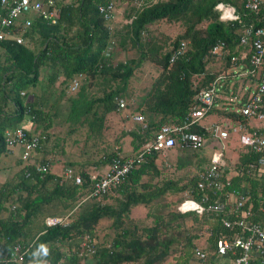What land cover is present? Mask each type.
<instances>
[{"label":"trees","instance_id":"16d2710c","mask_svg":"<svg viewBox=\"0 0 264 264\" xmlns=\"http://www.w3.org/2000/svg\"><path fill=\"white\" fill-rule=\"evenodd\" d=\"M106 1L108 0H63L55 24L37 17L24 34L23 43L0 41V49L4 55L3 63L0 64V154L9 151L3 141L4 129L20 126L24 116L38 124L35 132L42 136L37 148L31 152V162L23 164L12 177L0 180V257L7 253L12 243L20 242L25 246L30 244L21 264L39 260L45 253L48 254L49 264H57L60 259L63 264H78L81 251H86L80 242L87 235L93 251H86L84 256L81 254L82 264H162L168 256L177 258L172 264H189L195 245L208 254L202 262L196 263L212 264L216 237L232 233V230L222 226L219 215L208 211L201 214L193 211L180 213L175 201L172 202V209L162 211V200L167 193L183 191L185 194L180 197L182 199L187 197L199 200L202 195H209L211 199L224 198L222 192L212 193L208 189L196 188L197 173L179 186L177 183L180 179H166L158 184V178L164 176V169L171 163L167 161L169 164L164 165V161L158 162L160 154L155 152L135 165L118 187L102 200L92 197L83 199L90 190L86 172H78L82 183L75 185L63 179L60 174L51 172L49 158L35 159L34 155L49 140L51 134L46 126H51L52 119L57 115L55 110L52 112L53 117L49 110L43 111L44 106L48 104L54 108L55 99L64 94L71 79L77 74L83 75V82L74 90L75 97H68H72L73 110L66 114L68 117L81 116L91 135L103 142L102 127H99L102 125V116L115 109L113 97L125 98L124 91L134 68L148 59L159 67L158 75L136 101L135 107L144 114H158L159 119L149 120L143 130L138 126L129 131L127 134L131 137V149L120 151V143L115 144L110 151L104 152L100 163L108 162L117 152L122 155L134 153L142 142L152 138L160 124L180 123L189 109L197 105V91L219 74L218 71L207 70L206 65L217 60L222 63L223 70L228 69L231 66L230 57L239 50L238 30L247 24L264 23V0L256 13L244 9L242 0H156L140 7L131 6L127 14L129 22H125L122 28H114L112 32L97 11V5ZM116 1L130 3L132 0ZM218 1L234 6L239 14V21H221L213 9ZM160 20L180 21L183 25V30L168 42L167 47L164 45V49L162 44L147 37L148 26ZM34 37L40 43L37 50H33L32 46ZM111 40H116V45L121 50L126 49V43H129L137 50V57L118 61L113 65L109 60L113 47L108 55L103 53ZM180 41L186 42L184 54L169 63V55ZM220 41L227 52L211 53V47ZM59 77L61 80L57 84L58 91L48 93L49 86ZM93 78L101 80L98 83L102 88L97 85L100 95L91 96L84 103L82 99L85 88L88 80ZM228 79L223 82L222 91L227 93L231 89L230 94L234 95L237 81L229 89ZM40 82L43 83L40 95L37 96L36 104H32L25 90L27 87L35 88ZM246 95L247 91L243 93L242 101ZM95 104L102 107L103 113H77L80 107L84 106L85 111ZM214 110L223 117L240 119L235 110L211 107L209 112ZM191 129L203 132L200 125H194ZM88 138L86 134L83 138L85 143ZM173 150L181 152L175 160L176 169L186 168L188 171L204 162H192L195 150L189 151L178 146ZM253 158L255 155L251 151L244 147L238 149L236 160L231 165L229 189L240 187L242 181H247L248 198L245 205H249L252 220L255 221L264 219V179L255 178L248 168L247 163ZM17 159L22 162L19 157ZM35 162L46 163L48 172L42 176L35 173L31 165ZM84 163H89V159ZM90 163L97 164V161ZM74 165V162L69 161L66 167L75 171L78 167ZM26 171L30 172L29 176H25ZM226 173V168H223L222 175ZM153 179L156 181H152ZM135 206L148 209L155 206L145 213V217H152L150 224H138L131 219L130 209ZM67 212H70V221L66 225L46 226L42 219L36 233L24 239L25 228L37 216L64 215ZM101 219L108 222L107 228H111L113 234L110 239L103 237L99 241L95 225ZM202 231L207 232L208 236L205 242L201 241L204 244H198L196 241L200 239ZM63 244L67 246L65 251L61 249Z\"/></svg>","mask_w":264,"mask_h":264},{"label":"built area","instance_id":"2783aa9c","mask_svg":"<svg viewBox=\"0 0 264 264\" xmlns=\"http://www.w3.org/2000/svg\"><path fill=\"white\" fill-rule=\"evenodd\" d=\"M63 0H0V41L12 40L16 43L24 42V34L34 18H41L49 24H55L59 14V7ZM263 0H242L243 8L256 13ZM117 1L108 0L97 5V11L101 18L107 22L113 18ZM213 9L218 13L221 21H239V14L234 6L216 2ZM111 43L104 50L108 55ZM239 50L236 55L230 57L231 67H238L241 72L219 73L205 87L200 88L195 94L197 105L189 109L178 124L163 123L153 134L152 138L140 144L137 150L129 155L115 153L101 171H92L88 174L89 194L100 200L111 193L123 181L125 175L145 157L152 153L164 154L171 147L178 146L186 150H197L206 144H210L212 151L209 162L197 172L196 188L210 190L212 193L222 192L224 198H210L202 195L199 200L183 198L176 203V209L180 213L189 211L201 214L212 212L219 215V221L223 227L232 230L230 235H219L214 241V257H221L227 264H263L264 259V219L252 220V210L245 205L248 194L244 187L230 188V175H222L224 168L223 148L230 141V134L237 133L238 142L242 147L251 151L255 158L247 163L255 178L264 179V23L262 25L247 24L238 30ZM186 42L180 41L169 55L168 62L172 63L184 54ZM210 52L226 53L222 41L215 43ZM234 61H237L235 64ZM245 61L247 64H245ZM241 75L242 93L228 95L222 91L223 82L233 75ZM82 74H77L71 79L70 89L75 90ZM240 77V79H241ZM243 78L245 81L243 82ZM245 82L253 83V88H245ZM247 91L242 101L243 93ZM22 94V91H20ZM237 98L235 112L240 116L238 120L222 118L219 122H212L209 126H202L203 132L193 131L194 125L213 107L216 100L231 102ZM116 110H123L127 103L120 97H113ZM131 119L140 124L141 130L146 128V122L139 113H133ZM256 123H252V122ZM201 126V125H200ZM37 132L25 131L16 126L3 131V141L9 150L15 152L24 164L31 162L30 155L39 142ZM15 150V151H14ZM34 172L39 176L48 172L46 163L35 162L31 164ZM30 172L26 171L25 176ZM232 174V173H231ZM235 174V173H234ZM67 181L80 185L82 177L70 167H64L60 173ZM69 213L64 215H47L43 218L46 226L66 225L69 222ZM264 216V209H262ZM30 245V244H29ZM28 245V246H29ZM86 251L92 252L90 238L84 235L80 242ZM28 246L14 242L7 253L0 257V264H19L22 262ZM207 251L199 246H193L192 258L202 262L207 256ZM57 264H63L61 261ZM191 264V263H189Z\"/></svg>","mask_w":264,"mask_h":264},{"label":"rangeland","instance_id":"374dc122","mask_svg":"<svg viewBox=\"0 0 264 264\" xmlns=\"http://www.w3.org/2000/svg\"><path fill=\"white\" fill-rule=\"evenodd\" d=\"M66 1V0H65ZM140 3V0H132L130 3H126L125 1L117 2V7L115 10V16H113L114 23L113 26L118 28L120 27L123 22L128 21L127 20V14L130 12V7L135 6ZM183 30V25L180 23V21H171V22H165L164 20L156 21L148 26V35L152 41H154L157 44H162L163 49L164 45L167 47L168 42L171 41L178 33H180ZM33 50H37L40 47V43L38 42V39L34 37V43H32ZM113 47L112 53L109 55V60L114 65L118 61H123L125 59H128L130 57H137L138 52L133 47L130 46L129 43H126V49L124 51H121L116 45V40L111 43V49ZM162 49V50H163ZM109 54V51H108ZM3 52L0 49V64L3 63ZM148 59V58H147ZM222 63L220 61H215L211 64L206 65V69L214 72L218 71L219 73L223 74L226 70L227 73L229 72H238L240 73L241 70L238 67H231L228 69L223 70L221 68ZM159 67L151 62L149 59L146 61H142L136 68H134L132 75L129 77L127 81V86L124 91V97L121 96L127 103V110L128 112H133L135 110L136 101L139 100V97L143 95V93L147 90L149 87V84L151 81L158 75ZM241 75L234 74L233 77L229 76L228 79V87L231 88L234 81H237V89L236 94L237 98L240 93L244 91V89H241V82L242 77L240 79ZM60 78H58L59 80ZM98 82H101V80H98ZM244 85L245 88L249 87L251 90L253 88V83H247ZM42 85V84H40ZM112 87L114 85V82H112ZM56 86L55 84L53 85ZM100 88H102L99 85ZM36 88V87H35ZM30 90L29 87H27V90ZM52 89V87H51ZM231 89L228 90L226 94L231 96ZM237 98H234L233 101L227 102L223 101L221 99H218L214 102L213 107L214 109H223L226 108L227 110H234L237 108ZM129 99V100H128ZM79 113V112H77ZM217 112L214 110L212 112L207 113L203 118L199 120L200 125L208 126L211 122L215 121L219 115L216 114ZM133 113H105L102 116V125L100 124L99 127H102L101 133L104 135L103 142H99L98 137H94L93 134L88 131V125L86 122L82 121V117L79 116L78 118L75 117H68V114L66 113H57V115L52 119L54 122L52 124V127L50 129V132L55 133L58 137V139L54 138V140H51L49 145H46L47 147H50L49 150H52L53 147H55V153L56 157L62 159L64 163L67 164L69 157H73L72 159H76L77 161L80 160H88L89 159V165L92 166V163L90 161H97L96 167H93L92 170L95 171H101L102 166L104 164H107L108 162H102L100 163V158L104 155V152L110 151L109 149L114 147L115 144L120 143V151H128L130 150V139L131 137L127 134L131 130H135L136 127L139 126V123H135L131 119V115ZM88 117L90 115L88 114ZM225 118L223 116H220V119ZM220 121V120H218ZM84 122V123H83ZM217 122V121H216ZM256 123V122H252ZM96 128V126H94ZM89 136L88 142L85 143V135ZM93 140V142H91ZM116 142V143H115ZM68 146V147H66ZM172 148V147H171ZM170 148V149H171ZM60 149L62 150L63 154L60 153ZM127 149V150H126ZM242 149V146L238 142V135L237 133H231L230 134V141L226 147H224L223 153L225 156V164L224 168L227 170L226 176L231 175L232 173V163L235 162L237 157V151ZM212 151V147L209 144H206L202 146L201 148L194 151V155L192 157L193 161H204L202 165H199V167H193L192 170L186 171V168L182 169H176L174 167L176 157L181 155V152L170 150L168 151L164 156L158 157L159 161H164V165H167L169 163L170 166H166L164 169L165 174L164 176H161V178H158V184H161L162 181L166 179H172L173 181H176V179H180L179 183L177 185L179 186L180 183L186 181L191 175L197 173L200 168H203L206 166L207 162H209L210 154ZM75 157V158H74ZM18 157L12 155V153H1L0 154V169H3V167H6L7 169H11V171L14 170L13 174L18 171L23 166V162H19L17 164L16 159ZM35 159H38V157H35ZM162 159V160H161ZM169 163H168V162ZM56 160H53L50 164V170L60 174L62 172L63 167L61 166V163L56 164ZM74 164H76L74 162ZM86 163H84L85 165ZM4 165V166H3ZM16 166V167H15ZM19 166V168H17ZM62 168V169H61ZM6 170V169H5ZM11 174V173H10ZM12 174V175H13ZM152 181H156V179H153ZM247 181L241 182V187L247 188ZM185 194V193H184ZM183 191L181 192H172L167 193L164 197L162 202L164 203V206L162 208V211H166L167 209H172L173 204L172 202L175 201V205L177 202H179L184 197ZM102 200V199H101ZM166 202V203H165ZM155 206L150 207L149 209L147 207L139 206L138 208H132L130 210V217L138 224L148 225L152 221V217L148 216L145 217L146 210H153ZM158 207V206H157ZM41 219V216H37L35 219H33L32 223L27 226L25 229L27 233L24 235L25 239H28L30 235H32L35 231L32 229V224H34L33 227L39 224V221ZM189 223V220L187 221ZM108 222H104L103 219H101L97 225H95L96 232L99 238V241L101 238L105 237L106 239H110L113 231L111 228H107ZM36 229V228H35ZM208 236V233L205 231H202L201 237L196 242L199 244H204V240ZM201 241H203L201 243ZM196 246V245H195ZM83 252V253H82ZM86 251H81V254L84 256ZM81 254L78 258H80V261L78 264H82L81 261ZM177 258H170L168 256L166 260L162 264H172L173 262H176ZM191 264H197L194 259L190 261Z\"/></svg>","mask_w":264,"mask_h":264},{"label":"crops","instance_id":"0c3cea01","mask_svg":"<svg viewBox=\"0 0 264 264\" xmlns=\"http://www.w3.org/2000/svg\"><path fill=\"white\" fill-rule=\"evenodd\" d=\"M116 1V0H115ZM156 0H140V3L137 5V7H140V6H142V5H144V4H149V3H153V2H155ZM116 7H117V4H116V6H115V10H116ZM114 14H115V12H114ZM113 16H115V15H113ZM114 20L115 19H111L110 21H109V26L111 27V32L114 30V28H116V27H114L113 26V23H114ZM127 20L128 21H125V22H129V20H130V18H127ZM125 22H123V24L125 23ZM123 24H121L120 25V27H118V29L119 28H122V26H123ZM110 42H112L113 43V40H111ZM120 50H121V48H119ZM110 50H111V48H110ZM121 51H124L123 49L121 50ZM83 75H81L80 76V79H79V84H78V87H79V85H81V83L83 82ZM60 79L58 80V79H56V80H54V82H53V84L51 85V86H49V88H48V93L49 92H51V91H54V92H57L58 91V86H57V84L59 83V81L61 80V77H59ZM98 80L99 79H97V78H93V79H89L88 80V86H86V88H85V94H84V96H83V99H82V102H86V101H88V100H90V97L91 96H99L100 95V93H99V90H98V87H97V85L99 86V83H98ZM87 82V81H86ZM41 83V82H40ZM42 85H43V83H41ZM56 85L55 87L53 86V85ZM70 84H71V81H70V83H69V85H68V88L65 90V92H64V94L63 95H61V96H59V97H57L56 99H55V101H54V103H55V105H54V108L53 107H50L48 104H46L44 107H45V110H43V111H45V112H48V110H49V112H50V114H51V116L53 117V115H52V112H53V110H55V112L56 113H60V110H61V113H68L69 111H72L73 109H72V103H71V99H72V97H75L74 95H73V93H74V90H71L70 89ZM40 87H41V85L40 84H38V85H36V88H30V90L28 89H26L25 90V92L27 93V95L29 96V98H30V101H31V103L32 104H36V102H37V96L38 95H40ZM51 87H52V89H51ZM91 93H94V94H91ZM73 95V96H72ZM48 96V95H47ZM69 96H72V97H70V99L68 98ZM50 97H52V96H50ZM121 97V96H120ZM135 107H136V105H135ZM134 107V108H135ZM84 109H85V107L84 106H82V107H80L79 108V113H103V110H102V107L100 106V105H98V104H95V105H93V106H90V108H88L87 110H85L84 111ZM139 113V114H141L142 116H143V118H144V121L147 123L149 120H153V121H156V120H158L159 119V115L158 114H152L151 112H149L148 114H144L143 112H141L140 110H137V109H135L133 112H128V110H127V107H125L123 110H116V109H112V110H109V111H107L106 113ZM73 113H76L75 111H73ZM209 113V112H208ZM217 115H219L218 116V118L215 120V121H213V122H219L218 120H221L220 119V116H221V114L220 113H216ZM54 119V118H53ZM55 120V119H54ZM53 120H52V124H53ZM21 124H20V127H22V128H25V129H27V130H29V131H36L37 130V127H38V124L37 123H35V122H33V121H31L30 120V118L28 117V116H24V118L22 119V121L20 122ZM84 123V122H83ZM136 123V122H135ZM212 123V122H211ZM52 124H51V126H46V129H47V131L51 134V136H50V138H49V140L42 146V148H40L39 150H37L36 152H35V157H38V158H40V157H46V158H49L50 160H49V167H50V164H51V162L53 161V160H56L57 162H56V164H58V166H59V163H61V166L64 168V166L66 167V163H64L63 161H62V159H60V158H58V157H56V153H58V152H56L55 153V147H53V149L52 150H49L50 149V147H47L46 145H49V143L51 142V140H54V138H56L57 139V135L55 134V133H51L50 132V129H51V127H52ZM210 125V124H209ZM208 125V126H209ZM139 126H140V124H139ZM201 126H205V125H201ZM45 129V128H44ZM50 141V142H49ZM129 145H130V149H131V143H129ZM66 147H68V146H66ZM174 148V147H173ZM173 148H171V149H168L164 154H161V153H159L160 154V156H164L169 150H172ZM68 149H69V147H68ZM127 150V149H126ZM15 151V150H14ZM62 150L60 149V153L61 154H63V152H61ZM189 151H191V150H189ZM8 153H12V155H14V156H17V154L15 153V152H12L11 150H9V151H7ZM6 152V153H7ZM18 157V156H17ZM73 158V157H72ZM71 157H69V158H66V159H68V160H66L67 162H75L76 164L74 165L75 167H78L77 168V170H75V172H79L80 170H82V171H84V172H86L87 174H90V173H92V171H95V170H92V168L93 167H96V165L97 164H92V166H90L88 163L87 164H83L84 162H85V160H82V161H80V160H78L77 161V158L76 159H72ZM75 158V157H74ZM16 162H17V164H19V162H18V159H16ZM79 165V166H78ZM4 166V165H3ZM106 166V164H104L103 166H102V169L104 168ZM16 167V166H15ZM17 168H19V166L17 167ZM6 169V170H5ZM62 169V168H61ZM74 169V168H73ZM101 169V170H102ZM19 170V169H18ZM13 172H14V170L13 171H11V169H7L6 167H3V169H0V180H4V179H7V178H10V177H12V174H13ZM17 172V171H16ZM52 173H55V172H53V171H51ZM11 173V174H10ZM87 197L85 196L83 199H86ZM132 208H138V210H139V206H135V207H132ZM131 208V209H132ZM130 209V210H131ZM68 213V212H67ZM70 213V212H69ZM47 216V215H46ZM129 216H130V213H129ZM42 218L40 219V221H39V224L38 225H36L35 227H33L34 226V224H32V229L35 231V233H36V231H37V229H38V227H40V222H41V220L43 219V217H44V215L43 216H41ZM69 221H70V218H69ZM30 225V224H29ZM28 225V226H29ZM36 228V229H35ZM27 231H29V230H27ZM27 231H26V229L24 230V232H25V234L27 233ZM24 234V235H25ZM32 235H34V233L32 234ZM32 235H30V237H32ZM24 237V236H23ZM29 237V238H30ZM25 239V238H24ZM66 248H67V246L66 245H62V250H66ZM48 256V254L47 253H45L43 256H42V258H40L39 260H36V261H28V262H24V263H22V264H49L48 263V259H47V256ZM82 256V255H81ZM58 261H61V259L60 260H58ZM57 261V262H58ZM19 264H21V263H19ZM64 264H67V262H65ZM212 264H227V261L224 259V258H221V257H213L212 258Z\"/></svg>","mask_w":264,"mask_h":264}]
</instances>
